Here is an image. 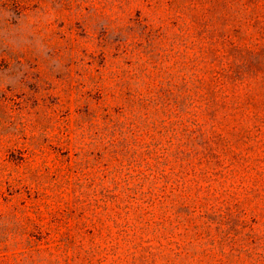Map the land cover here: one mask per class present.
Instances as JSON below:
<instances>
[{"label": "rangeland", "instance_id": "obj_1", "mask_svg": "<svg viewBox=\"0 0 264 264\" xmlns=\"http://www.w3.org/2000/svg\"><path fill=\"white\" fill-rule=\"evenodd\" d=\"M29 238L264 264V0H0V264Z\"/></svg>", "mask_w": 264, "mask_h": 264}, {"label": "trees", "instance_id": "obj_2", "mask_svg": "<svg viewBox=\"0 0 264 264\" xmlns=\"http://www.w3.org/2000/svg\"><path fill=\"white\" fill-rule=\"evenodd\" d=\"M158 94H154L150 99H148V101H152L155 103H158L159 101H163L166 102L165 100L171 99L173 94L169 91V89H167L166 87L162 86L159 91L157 92ZM146 102V100H141L140 102V106L144 105V103ZM53 218L57 219L58 215L52 213ZM34 223V222H32ZM38 229H41V227H39ZM29 233L28 229L25 228V230L23 231L22 235L24 236L25 234L27 235ZM48 234H50L48 232ZM70 241L67 238L66 234H61V238L59 239V244L57 246V248H61L62 246H66L69 247V243ZM26 253L29 254L28 259H33V261L36 260V258H38L39 261H47L49 259L47 258H43V254H45L46 252H48V256L51 257L50 261L48 264H70L71 261V256L69 255V253L67 252L68 250H66L65 252V257L64 259H60L59 257L53 259V257L55 256L53 252H49L48 248L43 249L40 247V244H36L32 241V239H28L26 241Z\"/></svg>", "mask_w": 264, "mask_h": 264}]
</instances>
